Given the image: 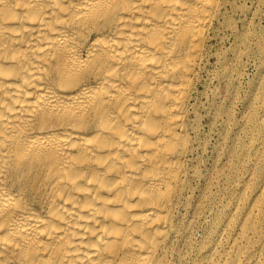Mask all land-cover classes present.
Listing matches in <instances>:
<instances>
[{"label": "bare ground", "instance_id": "1", "mask_svg": "<svg viewBox=\"0 0 264 264\" xmlns=\"http://www.w3.org/2000/svg\"><path fill=\"white\" fill-rule=\"evenodd\" d=\"M262 11L0 0V264H264Z\"/></svg>", "mask_w": 264, "mask_h": 264}, {"label": "rangeland", "instance_id": "2", "mask_svg": "<svg viewBox=\"0 0 264 264\" xmlns=\"http://www.w3.org/2000/svg\"><path fill=\"white\" fill-rule=\"evenodd\" d=\"M263 27H264V11H262L261 14L259 15V17L254 19V22H253V28L256 32L260 31ZM245 61H247V60L245 59ZM256 67H257V59L255 57L250 58L246 64L245 68H244L243 85H242V88L240 89V91L238 92L239 98H243L245 96L246 92L249 90L250 85H251V81H252L253 76L256 72ZM216 89L219 90L220 92H224L223 87H218ZM225 111L229 112L231 114L232 118H236V117H238V115L241 112V105L238 104L234 108L227 109ZM211 122H212L211 120L206 118V119H204L202 125H204L206 128ZM216 125L219 126L220 121H217Z\"/></svg>", "mask_w": 264, "mask_h": 264}]
</instances>
